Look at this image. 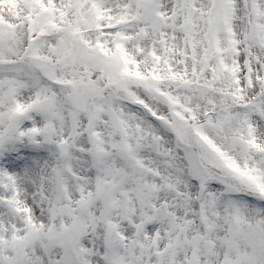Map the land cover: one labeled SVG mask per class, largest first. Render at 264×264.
Wrapping results in <instances>:
<instances>
[{"label":"snow or ice","instance_id":"snow-or-ice-1","mask_svg":"<svg viewBox=\"0 0 264 264\" xmlns=\"http://www.w3.org/2000/svg\"><path fill=\"white\" fill-rule=\"evenodd\" d=\"M0 264H264V0H0Z\"/></svg>","mask_w":264,"mask_h":264}]
</instances>
